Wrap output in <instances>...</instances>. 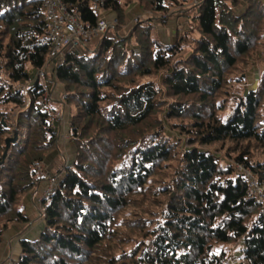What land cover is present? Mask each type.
<instances>
[{
  "label": "trees",
  "instance_id": "obj_1",
  "mask_svg": "<svg viewBox=\"0 0 264 264\" xmlns=\"http://www.w3.org/2000/svg\"><path fill=\"white\" fill-rule=\"evenodd\" d=\"M136 1L167 12L195 0ZM60 2L88 27L97 11L114 13L117 25L93 49L54 58L61 104L74 110L75 159L41 200L43 232L21 241L11 264H231L214 247L237 244L241 264H264V205L236 168L264 187V0H199L171 46L149 23L120 35L134 0ZM45 17L40 0H0V239L26 222L20 200L63 122L44 110L46 90L34 79L53 60ZM258 65L255 88L239 89ZM28 83L25 93L17 87ZM164 117L181 120L179 137Z\"/></svg>",
  "mask_w": 264,
  "mask_h": 264
},
{
  "label": "rangeland",
  "instance_id": "obj_2",
  "mask_svg": "<svg viewBox=\"0 0 264 264\" xmlns=\"http://www.w3.org/2000/svg\"><path fill=\"white\" fill-rule=\"evenodd\" d=\"M134 1H135L134 4L130 5V6H134V7L127 8V10H129V11H127L125 13L124 25H123V28L119 32L120 35L122 37H128L129 34L132 32V28H133V26L135 25L136 22H143V23H146V24L149 23V25H151V27L153 28L154 37L156 35L155 39L157 41L161 42L160 36L158 35V29L156 28V26L159 25L158 27L160 29H162V28H164V26L170 25V23H172V25H174L175 28H178V35L176 36V41H177L179 39V35L183 34V32L185 30H188L191 27V26H189L191 24V22L189 21V18L191 17V14L187 13L188 15H186L185 11L191 6H196V4H197V2L199 0H195L191 4H185V5H181V6H172V7H170L169 11H167V12L166 11L165 12H162V11H157V12L156 11H147V12L143 13L144 14L143 16L138 17L136 20H134L133 17H132L134 15V12H130L131 10H136L137 12H139L138 7L136 6V5H138V3H137L136 0H134ZM226 1L229 4L231 0H226ZM54 9H55V12H53L50 9L51 10V15H50L51 26L54 27L57 30H61V29H59V23L61 21L65 20V16L63 15V12H62L63 8H62V6H60V7L54 8ZM238 10H239V8H238ZM45 12H46V17L45 18H47V9H45ZM98 12H97V14H98ZM103 12L104 11H102V13ZM105 12L110 14V15H113V13L110 12V11H105ZM129 19H132L133 21H128ZM161 20H166L165 25H162ZM114 21L117 22L116 19ZM166 27H168V26H166ZM174 27L172 26V29H174ZM101 37L102 36H94L89 41V43H88V45H87L85 50H87L89 47H90L89 49H93L94 48L93 46L101 39ZM163 42L165 44H168L167 41H163ZM173 43L174 42L170 43L169 45H172ZM131 44H133V41L131 42ZM169 45H167V46H169ZM182 54H187V53L185 51H183ZM55 58L57 59L58 57H55ZM52 59H53L52 62H54V57H52ZM57 62H60V60L57 61ZM54 65H55V62H54ZM49 66H50V64H48L47 67L44 68V71H41V73L43 72L42 74H40V75H39V73L35 74L36 78H34V79H39L40 84L45 87V90H46L45 91V98L48 99L49 104H47V105L50 107V109L52 111L54 110V112L57 113V116H58V118L60 120H62V116H64V118L66 119L67 115L70 114L71 112L73 113L74 110H72V108H69L67 106L65 108L66 112L63 113V107H65V106H63L60 103L58 105L55 102V100H56L55 94L59 93V95H62L64 90H63V87L61 86V84H58V83L53 81V79L51 77L52 74H51V72L49 70ZM259 68H260V66L258 65V66H255L254 70L253 69L251 70V72H250L251 74L248 76L247 84L243 85L242 87L240 86L241 88H239V89L251 90V89L255 88V86H256L255 83H256V81L259 80V75H260ZM38 75L40 77H38ZM154 80H155V82L158 83V78L157 77H155ZM142 81H146V80L143 79ZM29 85L30 84L28 83V84H22L20 86L18 85L17 87H18V89L21 92L25 93L26 89H27V87ZM237 95H238V93H237ZM164 100L165 101H170V100H167V99H164ZM234 107H235V103H233L231 101L229 103V105L221 112L222 119H225L228 114L232 113L234 111ZM161 109H162V111L163 110L165 111V109H167V107L162 106ZM165 119H167V118H165ZM183 123H185V122H183ZM164 124H165L164 126H166L167 129H169L172 133L176 134L179 137L178 133L180 131L179 125L182 124L181 120L167 119V120H164ZM175 125L176 126L178 125V126L175 127ZM67 128L69 129V125L67 126ZM66 138L68 140V143L71 145V158L72 159H71L69 165H72V163H73V161L75 159V149H74V146H73V144H72V142L70 140L69 134L64 139H62L63 142L66 141ZM58 139H59V137H58ZM58 142L59 141H57V145H58ZM210 149L211 150H215V149H219V148L217 146L216 147L212 146V148H210ZM54 151L55 152L57 151V146H56L55 150H53L52 153H54ZM221 155H225V151H221L218 156H221ZM67 157H68V153H67V151H65V155H64L65 160L64 161L66 163H67V160H68ZM64 161H63V165L65 163ZM63 165L61 166V169H60L59 178L60 177L62 178V176L64 174V166ZM169 173H171L170 170H169ZM41 175H42V172L40 171L39 174L37 175V177H41ZM154 180L159 181L160 178L157 177ZM156 188H158V185L156 186ZM23 199L24 198H21V200H20L21 201L20 202L21 204L19 205L20 207L23 204ZM258 201H260V203L263 202V200H259V199H258ZM137 203H138V201H137ZM147 209H149V207ZM30 220H34V218H30ZM30 220L27 219L26 223H28V221H30ZM40 220H43V214H42V212L40 210H38V217L35 219V222L40 221ZM15 224H10L9 228H7L5 230V232L3 233V236H1V239H0L1 243H2V240L4 239V235H6V233H8V230H10L11 227L13 225H15ZM241 250H242V246L239 245V244L223 246V247H220V246H215L214 247V251L215 252L224 251L226 253V255H227V261L229 263H231V264H241L243 262L242 260H240V258L242 256Z\"/></svg>",
  "mask_w": 264,
  "mask_h": 264
},
{
  "label": "crops",
  "instance_id": "obj_3",
  "mask_svg": "<svg viewBox=\"0 0 264 264\" xmlns=\"http://www.w3.org/2000/svg\"><path fill=\"white\" fill-rule=\"evenodd\" d=\"M136 6L138 7L139 12H137L136 10L130 11V12H134V15L132 16L134 20H136L140 16H143L144 15L143 13H145L143 10L140 9L139 5H136ZM130 7H134V6H130ZM98 17H99V20L104 19L110 24L115 20L114 13L113 15H110L106 13L105 11L103 13L102 11H99ZM128 21H133V20L129 19ZM158 26L159 25H157L156 28L158 29V35L160 36V39H161V42L159 41L158 42L161 45L167 46L172 42L174 43L176 42V36L178 35V28H175L174 25H172V23H170V25H166L168 27L164 26V28L162 29H160ZM172 26L174 27V29H172ZM163 41H167L168 44H165ZM53 66L54 64L53 62H51L49 66L50 72L52 71ZM55 98H56L55 102L58 105L59 103L61 104V96L59 95V93L55 94ZM64 112H66L65 107H63V113ZM68 115L66 119L63 118L64 116L62 117L63 122L60 123V126L58 127V135H59L58 141L59 142L57 145V151L56 152L54 151V153H51L47 157L46 161L42 164L41 177H37V183L34 189L28 195L24 197L23 204L20 207V210L22 211L26 219L30 220V218H34V220H30L28 221V223L26 222L17 223L13 225L10 230H8V233H6V235H4V239L2 240V243L0 245V264H11V262L17 260V258L21 254L20 242L21 241H34L43 232V229H44L43 220L35 222V219L38 217V210L40 211L42 210V207H41L42 195L49 188L50 183L48 180H46V178L47 176L56 178L59 175L61 166L63 165V161L65 160L64 158L65 151H67L68 153V157H67L68 160H67V163L64 161L65 163L63 166L69 165L72 159L71 158V145L68 143V140H67L68 137L66 138V141L63 142L62 140L69 134L68 133L69 129L67 128Z\"/></svg>",
  "mask_w": 264,
  "mask_h": 264
},
{
  "label": "built area",
  "instance_id": "obj_4",
  "mask_svg": "<svg viewBox=\"0 0 264 264\" xmlns=\"http://www.w3.org/2000/svg\"><path fill=\"white\" fill-rule=\"evenodd\" d=\"M45 9H47L46 21L49 23V39L51 41V54L50 57H62L66 52H82L86 49L89 41L94 36H104L109 28L117 25L114 21L112 24L106 20H98L96 26L88 27L82 23L75 9H68L63 5L60 0H40ZM62 6L63 15L65 20L59 23V29L57 30L51 26L50 15L51 10L55 12L56 7ZM51 9V10H50ZM41 74V73H40ZM48 99L44 98V110L51 112L50 107L47 105ZM58 118V116H55ZM59 119V118H58ZM237 170L249 179V187L252 190L255 197L259 200H263L264 205V187L260 186L256 179L251 175L249 170L237 165ZM41 171V165L38 166L37 173ZM56 179L47 176L46 180L49 181V188L43 193L42 199L49 198L56 189ZM260 202V201H259Z\"/></svg>",
  "mask_w": 264,
  "mask_h": 264
},
{
  "label": "water",
  "instance_id": "obj_5",
  "mask_svg": "<svg viewBox=\"0 0 264 264\" xmlns=\"http://www.w3.org/2000/svg\"><path fill=\"white\" fill-rule=\"evenodd\" d=\"M17 139H18V134H17V132H15L14 135H13V137L8 138V139L6 140V150H5L4 154H3V160H4V159L6 158V156H7V153H8L9 148H10V144H11V143H15V142L17 141Z\"/></svg>",
  "mask_w": 264,
  "mask_h": 264
}]
</instances>
